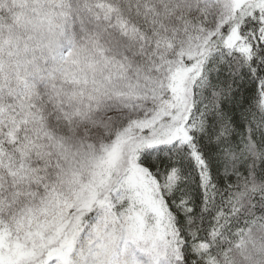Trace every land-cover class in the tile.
Wrapping results in <instances>:
<instances>
[{
	"label": "snow or ice",
	"instance_id": "obj_1",
	"mask_svg": "<svg viewBox=\"0 0 264 264\" xmlns=\"http://www.w3.org/2000/svg\"><path fill=\"white\" fill-rule=\"evenodd\" d=\"M0 264H264V0H0Z\"/></svg>",
	"mask_w": 264,
	"mask_h": 264
}]
</instances>
